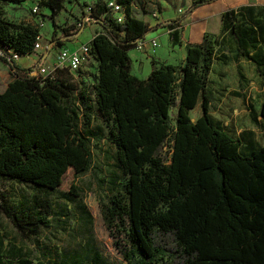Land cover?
I'll return each instance as SVG.
<instances>
[{
    "label": "trees",
    "instance_id": "1",
    "mask_svg": "<svg viewBox=\"0 0 264 264\" xmlns=\"http://www.w3.org/2000/svg\"><path fill=\"white\" fill-rule=\"evenodd\" d=\"M6 1L22 0H0V57L13 74L0 84V178L57 189L68 169L85 172L92 163L89 136L77 124H90L95 112L108 126L124 176L101 204L100 215L128 262L264 264V143L253 140L247 128L233 136L209 112L206 91L212 62L239 56L254 63L264 82V7L225 8L219 32L185 41L179 63L150 58L151 67L141 78L130 71L127 53L135 40L167 26L170 43H180L176 28L181 18L212 0H190L179 15L152 25L132 13L131 0H117L123 7L121 22L104 13L103 0H95L89 16L101 29L88 41L95 72L77 69L75 77L66 67L41 76L30 65L18 64L10 51L18 57L31 52L38 27L5 17ZM38 1L50 10L52 21L63 7V0ZM224 31L232 46L218 54L216 36ZM82 73L89 78H81ZM198 97L200 115L191 120L189 110ZM249 113L253 121L257 115L264 118V84L258 110L250 106ZM167 138L164 156L161 146ZM61 191L66 197L79 195L71 182ZM0 196L1 212L19 231L34 233L52 220L46 194L33 195L32 203ZM91 258L92 264L101 263L97 253Z\"/></svg>",
    "mask_w": 264,
    "mask_h": 264
},
{
    "label": "rangeland",
    "instance_id": "2",
    "mask_svg": "<svg viewBox=\"0 0 264 264\" xmlns=\"http://www.w3.org/2000/svg\"><path fill=\"white\" fill-rule=\"evenodd\" d=\"M34 2L39 7L37 13L30 10ZM84 2L85 0H63V7L55 14L54 21L49 15L50 10L40 5L38 0L6 1L3 3V8L5 17L35 23L38 34L43 39H53L76 30V23L83 13ZM189 2L190 0H131V11L135 16L152 24L179 15ZM187 15L181 18L182 25L176 28L178 37L188 36L190 21ZM216 21L217 18L214 16L208 26L215 27ZM97 28L95 21L88 22L83 26L82 31L74 34V41L67 39L65 44L73 46L74 43L86 42ZM157 40L155 53L162 55L166 54V51H171L166 33L158 34ZM1 46L0 44V48ZM231 46V35L227 31L216 36L218 54L229 52ZM174 49L172 52L174 55L172 54L173 56L168 60L176 63L180 49L178 45H175ZM130 52L133 53L134 49ZM32 55L33 52L22 55L17 60L22 65H29L34 62ZM239 58L237 63L233 59L220 64L215 63L210 72L209 88L215 96L210 110L226 122L224 126L231 134H235L239 127L256 124L252 122L246 107L258 105L263 80L255 71L252 61L246 60L243 56ZM83 64L86 66H82L84 70L91 72L89 71L92 65L91 59ZM131 71L138 76L141 73L140 68L134 69V66ZM12 77L8 65L0 57V84ZM222 84H225L224 88L220 86ZM78 88L76 83L74 92L77 93ZM260 119L259 125L262 131L257 137L262 141L264 118L260 117ZM169 123H172L171 119ZM77 125L83 134L88 133L89 136L88 148L92 163L85 172L74 174L68 169L63 174V180L57 189L37 188L14 178H0V195L4 193L14 201L25 200L27 203H32L33 195L46 194L51 206L52 218L47 226H41L34 233L22 232L17 230L0 210V264H20L22 259H26L27 264H61L63 261L65 264H72L73 260L77 261L76 264H92L91 256L94 252L99 255L100 264H131L118 249L119 247L113 243L100 215L101 204L119 188L120 182L124 179L115 160V146L109 137L108 126L95 112L91 116L90 124H83L79 120ZM169 143L170 140L167 138L161 146V153L164 156L169 153ZM70 182L77 186L78 196L66 197L62 193L61 190H66ZM114 233L118 234V230L116 229ZM119 238H121L120 242L125 240L122 235ZM127 247L128 245H125L124 248Z\"/></svg>",
    "mask_w": 264,
    "mask_h": 264
},
{
    "label": "crops",
    "instance_id": "3",
    "mask_svg": "<svg viewBox=\"0 0 264 264\" xmlns=\"http://www.w3.org/2000/svg\"><path fill=\"white\" fill-rule=\"evenodd\" d=\"M217 2H219V3H217ZM248 3L257 4V5H260V6H263L264 7V0H212V1L207 2L205 4L198 5L197 7H195L187 15L188 20L190 21V23H189V29H188V36H185L184 37V35H183V37H179L180 38V41H181L180 43H176V44H171L170 43L169 38H168L169 29H168L167 26L157 27V28H154L152 30L150 29L149 31H147L146 33H144V36H151V37L156 38V40H157V35L158 34H161L162 32L166 33L167 41L170 44V50L171 51L170 52H167L166 51V54L160 55L158 53H155L154 51L153 52H150L148 50H142V51H140V50L136 49L134 46H132L131 48L127 49V53H128V55L130 57V60H131L130 71H131V68H133V66H134V69L140 68V70H141L140 75L139 76L136 75V74H134V75H136L137 77L143 78V77H145L147 75V72L149 70V67H151L150 66V62H149L150 61V58H153V59H155L158 62L174 63V62H170L168 59L171 56L174 55V53H172V52L175 50L174 49L175 48V45H178L179 46V49H180V51H179V53L177 55L178 60L176 62V63H179L182 60L183 56H184V51H185L184 42L185 41H198V40H201L202 35H204V33H216V32H219L218 30H220V25H221L220 24V13H221V11L224 10L225 8H227V7H234L235 8L238 5L248 4ZM214 16L217 18V21L215 23V27L210 28L208 26V24H209L210 20L213 19ZM96 23H97L98 28L95 30V32H97L98 30L101 29V25L98 22H96ZM154 23H152V24H154ZM149 24H151V23H149ZM181 25H182V23H181ZM82 29H83V26L77 32L82 31ZM74 36L75 35L68 34V33H64L63 36H56L54 38H59V40H60L59 44L60 43L65 44V40H67V39L74 41L75 40L73 38ZM88 41H86V42H88ZM157 42H158V40H157ZM57 47H55L52 50L50 49L49 51H47L44 54L45 59H47L48 61H50V60L52 61L53 56H54V52L56 51ZM131 49H134V52L133 53L130 52ZM19 57H17V58H19ZM35 57H36V53L33 52L32 60ZM17 58H16V60H17ZM89 59H91V62H92L91 71L92 72H95V65L97 64V61H96V59L94 57H91ZM239 60H240V58H238L235 61V63L239 62ZM246 60H248V59H246ZM17 62H18V60H17ZM134 63H135V65H134ZM215 63L216 64H218V63L220 64L221 62H217L216 60L212 62L211 68L209 69V72H208V82H207V85H206V91L210 95L209 112L213 116H215V119L219 120L221 122V124L225 125L226 122L223 119H220V117L216 116L215 113H213L210 110V107L212 105L211 102L213 101V99L215 97L214 94H213V92H212V90H210V88H209L210 80H211L210 79V72H211V69H213V66H214ZM18 64L21 65V66H26V65H22L19 62H18ZM81 75H83V77H81V78H83L84 80H86V76H88V75H86V73L85 74L82 73ZM77 77H78V75H77ZM5 83H3L1 85H4ZM263 84H264V82L262 80V86L260 87V92H259V95H260L259 96V103L261 102ZM224 85L225 84H222L220 86L222 88H224ZM177 101H178V98H176L175 103L173 104V106L169 110V115H170L169 118L172 120V123H173V117L175 116V112H176V102ZM199 101H200V98L198 97V99L195 102V104L193 105V107L189 110V115H190V119L191 120H193L194 118H196L197 116L200 115V113H199L200 107L198 108ZM259 103H258L257 106H252V108L255 111L258 110ZM249 107L250 106L247 105L246 109H247V112H248L249 116L251 117V115L249 113ZM256 118H257L256 121H253L252 120V122H254L256 124L253 123L254 124L253 126H248V127L247 126L239 127L235 131V134H233V136L234 135H237L241 129L247 128V129L252 130V133H250V134H253V136H252V139L253 140H255L256 142H259V143H262V142L264 143V140L260 141L259 138L257 137L258 136L257 134H261V131H262L260 129V125H259L260 120H261L260 119V115H257ZM245 133H247V132H245ZM247 134H249V133H247Z\"/></svg>",
    "mask_w": 264,
    "mask_h": 264
},
{
    "label": "built area",
    "instance_id": "4",
    "mask_svg": "<svg viewBox=\"0 0 264 264\" xmlns=\"http://www.w3.org/2000/svg\"><path fill=\"white\" fill-rule=\"evenodd\" d=\"M95 0H85L83 5V13L80 15L79 20L76 23V30L71 34L74 35L84 24L93 21L90 16V6L93 5ZM105 11L112 17L115 21L121 22L124 16L123 7L117 0H103ZM38 4L34 2L30 6L32 12L38 11ZM40 22V21H39ZM40 24V23H38ZM60 41V40H59ZM158 45L156 38L151 36L138 37L134 42V47L140 51L148 50L153 52ZM58 46V47H57ZM57 47L54 52L52 61L45 59L44 54L50 49ZM89 42H79L74 43L73 46H68L56 41V38H47L43 39L40 34L35 36L33 47L31 52H37L34 62L29 64L32 68L34 74H39L41 76H52L55 68L57 67H66L68 71L72 72L75 77H77L76 70H84V62L91 58V53L89 52ZM14 57H18L17 53L10 51ZM31 52L25 54L29 55ZM2 51L0 50V54ZM85 67V66H84ZM85 71V70H84ZM85 74V73H84ZM87 75V73H86Z\"/></svg>",
    "mask_w": 264,
    "mask_h": 264
}]
</instances>
